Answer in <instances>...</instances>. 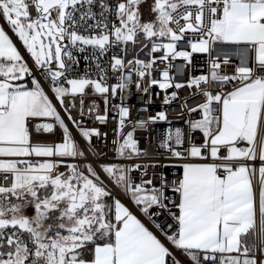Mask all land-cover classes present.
Masks as SVG:
<instances>
[{
  "label": "snow or ice",
  "instance_id": "obj_1",
  "mask_svg": "<svg viewBox=\"0 0 264 264\" xmlns=\"http://www.w3.org/2000/svg\"><path fill=\"white\" fill-rule=\"evenodd\" d=\"M144 4L0 0V264H264V0ZM129 81L166 104L186 88L200 115L160 144L182 168L174 195L139 162ZM110 118L108 156L94 138Z\"/></svg>",
  "mask_w": 264,
  "mask_h": 264
},
{
  "label": "built area",
  "instance_id": "obj_2",
  "mask_svg": "<svg viewBox=\"0 0 264 264\" xmlns=\"http://www.w3.org/2000/svg\"><path fill=\"white\" fill-rule=\"evenodd\" d=\"M213 55L223 60L225 56L233 64L250 63L252 52L247 48L225 47L217 48ZM194 62L199 65L206 60V54H194ZM174 73L176 82H183L189 76V70L182 61H177L175 67L171 70ZM202 69L197 66L195 72H200ZM159 79V75L157 74ZM129 87L125 89L123 95V103L130 108L131 118L133 120L147 121L146 128H137L135 132L136 138L140 141L142 148H147L149 156L139 162L149 166L148 171L156 173V183L159 184L161 177L167 180L168 190L166 195H174L171 193L173 181L179 179L182 175V168L175 158L171 157L167 150L160 147L161 142L167 137L169 130L173 133L177 128L187 132L190 119H199L198 113H189L182 106V98L189 96V90L181 88L178 91L179 98L173 100L171 103L166 104L164 97L166 95L165 90H161L158 86H151L149 91L145 93L142 89L144 84H141V89L137 90L132 81H129ZM173 89H167V93H171ZM67 103V101H66ZM112 103L119 104L120 98L117 97ZM197 101L189 100L188 107H194ZM159 112L166 114V119L155 121H149V117L156 116ZM112 114H110L111 117ZM95 123V122H94ZM117 121L109 119L107 123H95V126L99 127L102 132H107V141L103 137L100 140L94 142L98 149L106 152L108 156L112 155V150L115 148V128ZM131 130V129H129ZM59 132L53 136L52 134L40 133L39 137L59 138ZM196 139L199 140L200 134L197 132L194 134Z\"/></svg>",
  "mask_w": 264,
  "mask_h": 264
},
{
  "label": "rangeland",
  "instance_id": "obj_3",
  "mask_svg": "<svg viewBox=\"0 0 264 264\" xmlns=\"http://www.w3.org/2000/svg\"><path fill=\"white\" fill-rule=\"evenodd\" d=\"M151 3V0H145V4H144V10H145V12H147V10H148V4H150Z\"/></svg>",
  "mask_w": 264,
  "mask_h": 264
}]
</instances>
